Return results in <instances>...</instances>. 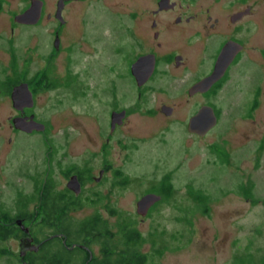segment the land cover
<instances>
[{
	"label": "rangeland",
	"instance_id": "1",
	"mask_svg": "<svg viewBox=\"0 0 264 264\" xmlns=\"http://www.w3.org/2000/svg\"><path fill=\"white\" fill-rule=\"evenodd\" d=\"M29 2L6 0L0 9V81L39 76L51 52L54 37L47 19L54 13L56 0H43L39 18L43 23L15 24L13 16ZM72 5L62 16L68 21L63 39L86 41L83 60L73 51L75 62L71 65L80 72L82 62L86 64L85 85L38 91L33 112L51 124L44 133H25L11 126L17 111L9 95L0 93V207L12 209L15 194L31 193L49 163L55 182L68 164L89 167L95 176L106 164L109 171L103 181L89 183L84 196L94 198L91 191L107 190L115 180V169L129 179L124 186L115 185L111 197L120 217L133 220L146 240L144 250L149 252L152 242L169 248L149 264H231L235 254L264 252V55L258 50L259 46L264 50V0H246L232 7H251L247 24L260 25L261 30L245 42V57L211 98L218 118L203 136L189 133L186 123L202 98L179 102L169 117L162 112L161 118L156 100L160 94L149 92L144 102L137 101L125 74L112 87H98L103 81L101 73H107L112 59L117 60L106 46L110 30L117 28L121 34L130 1L89 0ZM84 30L87 38L81 39ZM120 41L127 46L128 36ZM121 49L119 74L127 52L125 47ZM66 56L61 52L55 62L61 74ZM179 92L180 88L168 89L161 98L172 99ZM255 97L257 105L250 108ZM112 107L129 108V116L111 135L105 121ZM150 109L155 116L147 115ZM51 149L54 152L49 160L46 154ZM164 176L170 179L172 194L154 212L140 216L135 202ZM188 186L207 195L206 214L195 209ZM101 203L95 204V209L116 229L120 217H108ZM189 209L194 210L190 213ZM92 210L88 206L74 216L78 219ZM0 247L14 250V242L0 241ZM0 264L16 263L0 255Z\"/></svg>",
	"mask_w": 264,
	"mask_h": 264
},
{
	"label": "flooded vegetation",
	"instance_id": "2",
	"mask_svg": "<svg viewBox=\"0 0 264 264\" xmlns=\"http://www.w3.org/2000/svg\"><path fill=\"white\" fill-rule=\"evenodd\" d=\"M62 1L63 8L60 11L61 16L64 17L65 10H67L70 4L74 3L75 5L78 2L86 3L89 0ZM129 1L131 5L126 20L127 24L123 26L121 34H118L117 28H112L109 33L111 38L106 43L107 48H110L115 56L117 55V60L118 55L123 51L121 47L123 46L127 50L126 57L123 59L125 62L122 67L123 72L119 74L117 70L119 63L117 60L112 59L107 66V73H101L103 81L100 80L98 87H112L118 83L119 76L125 74V77L128 79V86L135 91V99L137 101L144 102L149 92L160 94L156 100L159 102L157 111L160 113L161 118L163 106L170 107L169 115L163 113L169 117L176 110L179 102L186 103L195 98L204 99L202 104L197 108L202 107V105L213 107L211 98L221 89L232 68L239 66L242 58L245 57L244 54L247 49V43L245 42L249 40L250 36L261 30L260 25L254 24L248 26L247 24L249 21L247 18L252 13L251 7L238 6L232 8L236 4L242 5L246 0ZM57 2L58 0L55 2V9L57 8ZM5 3L6 0H0V9L3 8ZM221 7L224 9H221ZM224 11L227 12L222 13ZM40 12L42 13V11ZM54 13L52 15L48 14L49 18L47 19L48 23L51 24L50 34L54 37V41L51 43L52 49L46 57V68L44 67L38 72L42 76L41 72L46 69L47 78L39 82L40 77L38 75L26 80L18 76V78L12 79H17V82L9 90L6 84L8 78H5L3 81H0V93L3 96L9 95L10 97L12 87L21 82L28 84L33 102L36 100L38 91L43 89L56 90L64 88L73 90L82 84L85 85L86 64L81 61L83 64L80 72L73 70L71 65L75 62L72 52L74 51L79 53V56H82L86 41H65L63 37L66 36L64 33L68 21L63 17L62 20L55 18ZM41 22L39 20L38 24ZM11 27L14 28L13 25ZM114 32L116 39H113ZM125 35L129 39L127 46L124 43L122 44L121 41L118 43V39L125 37ZM86 38V30H84L83 34H81V39ZM225 45L229 50L227 52L228 56L231 57L223 76L219 80L214 81L206 91H192L191 89L196 82L210 75L217 55H219ZM250 47L251 49L255 48L254 45ZM258 50L260 54L264 55V50L261 46H259ZM61 52L67 54L62 74L57 67V63H55ZM80 74L83 75L82 78L79 77ZM172 88H180L182 93L175 94L172 99L163 100L161 98L162 92ZM181 99L182 101H180ZM33 105L30 108L15 109L17 114L13 117H21L28 120L33 116L34 120L44 124V130H32L31 132H47L51 124L43 122L35 116ZM128 111L129 108L112 107L106 112L107 119L105 126L111 135L126 123L129 116ZM112 112H121L123 114L121 117L114 118L112 123ZM147 112H149L147 113L148 116L155 114L154 110L151 109ZM11 126H13L12 122ZM53 152L54 150L51 149L46 154L49 160L52 159L51 155ZM107 167L104 164L99 169L98 175L95 176L91 174L89 167L71 163L62 168L60 171L61 179L55 182L50 163L47 164L43 178L39 180V184L33 187L31 193L18 192L15 194L16 200L12 209L0 207L4 214L0 218V225L2 227L0 241L14 242V250H11L9 247H0V255L12 258L16 264H39V258L44 257L50 261L52 260L54 263L55 255L61 250L59 246V243H61L68 250L78 249L81 251L76 252L78 258L82 257L84 259L86 250H88L89 259L102 256L101 247L96 243H91L89 247L79 241L76 242V240H72L73 242L69 245L65 244L70 239L67 238L70 235L67 231L71 227L76 229L81 221L90 218L97 219L99 223L98 228L102 230L103 227H106L112 239L116 241L118 226L116 229H113L112 225L106 220L108 218L103 217L104 215L101 211L96 210L94 205L101 203L102 199H104L101 205L108 217L119 218L121 213L120 211L118 212V208L113 204L111 197L114 186H124L128 183L129 179L126 178V182L121 184L119 179L120 170L115 169L113 177L115 180H111V185L107 190L101 192L91 191L94 198L84 196L89 183L96 182L99 184L103 181L102 177L109 171ZM161 182L162 178L153 189L144 192V194L153 193L160 197L158 201L153 202L148 208L146 215L154 212L157 205L162 201V195L156 189ZM76 189L78 190L76 191ZM23 199L27 201H22ZM23 203L25 205H22ZM88 206L93 208L89 215L87 214L78 219L77 217L75 218L74 213H78L76 211H82ZM42 218H47V222L44 223ZM56 219L62 222V227H57ZM96 245H98V249H95ZM79 263L80 261L78 260L73 262V264Z\"/></svg>",
	"mask_w": 264,
	"mask_h": 264
},
{
	"label": "trees",
	"instance_id": "3",
	"mask_svg": "<svg viewBox=\"0 0 264 264\" xmlns=\"http://www.w3.org/2000/svg\"><path fill=\"white\" fill-rule=\"evenodd\" d=\"M41 73L42 76H38L40 77L39 82H42L47 78L46 69H44ZM22 78L26 80L24 77ZM6 82L7 89L9 90V88L17 82V79L12 80L8 78ZM256 101L257 98L255 97L250 108H254ZM215 113L217 114V111ZM119 179L121 184L126 182L127 180L126 176L123 175L122 172H119ZM172 188L173 187L170 179L168 178V176H164L162 178V182L156 188L157 191H159V193L162 195V201L166 200L172 194ZM186 189L187 194L192 198V201H195V209H198L202 214H206V212H208V209L206 207V203L208 202L207 195L200 190L194 191L191 186H188ZM242 193L244 194V196L246 195L248 197V194H245L244 190H242ZM22 201L26 202L27 200L23 199ZM22 205H25V203H23ZM193 210L189 209V212L192 213ZM2 212L3 210L0 209V218L4 216ZM46 219L47 218H42L44 223L47 222ZM56 221L57 227H62V222L58 219H56ZM186 222L188 224L191 223L190 220H186ZM98 226L99 223L97 219L90 218L81 221L77 225L76 229L71 227V229L67 231L70 234L67 238L70 239L66 242L65 245L71 244V242H73L72 240H76V242L79 241L88 247L91 243H96L101 247L102 256L89 259V253L87 252L88 250H86V256L84 257V259L81 257V260L80 257H77L76 253L81 251H79L78 249L68 250L65 246H63V244L59 243L61 250L60 252H57V255H55L54 263L52 260L50 261L46 259V257H44L39 258V264H73V262H76L77 260L80 261L79 264H149V261L153 257H158L161 253L164 252V250L169 249L167 245L163 246V248L151 241L152 245L150 251L148 252L144 250L143 247L146 240L142 236L141 232L134 226L133 220L128 217H120L117 229L118 236L116 241L115 239H112V236L106 230V227H103V229L100 230ZM1 233L2 227L0 225V234ZM231 264H264V252H259L256 254L247 250L244 253L235 254Z\"/></svg>",
	"mask_w": 264,
	"mask_h": 264
},
{
	"label": "water",
	"instance_id": "4",
	"mask_svg": "<svg viewBox=\"0 0 264 264\" xmlns=\"http://www.w3.org/2000/svg\"><path fill=\"white\" fill-rule=\"evenodd\" d=\"M166 1V0H164ZM43 1L42 0H30L27 8H25L20 13H15L13 16V21L18 24L31 25L37 23L41 16ZM63 8V1L58 0L57 8L55 9L54 16L55 18L62 20L61 9ZM228 48L226 45L222 48L219 55H217V59L212 69L210 75L205 77L199 82H196L192 87V91H206L214 81L219 80L230 62V57L228 56ZM140 76V75H138ZM10 97L12 100V105L15 109L21 110L23 107H32L33 105V97L32 93L28 88V84L26 82H21L17 85H14L10 90ZM213 107L210 105H202L197 111L189 117L187 123V130L189 133H193L197 136H203L210 128H212L216 124L217 115ZM170 107L163 106L162 112L169 115ZM123 113L121 112H112L111 118L112 123L114 118L121 117ZM12 123L14 128L18 130H22L24 132H31L32 130L42 131L44 130V124L36 121L31 116L28 120L26 118L21 117H13ZM78 189H76L77 191ZM160 197L153 193H146L142 197L138 199L136 204V212L140 214V216L146 215L148 208L153 204V202L158 201Z\"/></svg>",
	"mask_w": 264,
	"mask_h": 264
}]
</instances>
